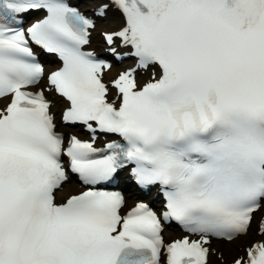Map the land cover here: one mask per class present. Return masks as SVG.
<instances>
[{
    "label": "snow or ice",
    "instance_id": "1",
    "mask_svg": "<svg viewBox=\"0 0 264 264\" xmlns=\"http://www.w3.org/2000/svg\"><path fill=\"white\" fill-rule=\"evenodd\" d=\"M92 2L90 17L70 0H0V264H227L213 240L254 223L264 237V0ZM110 12L123 23L99 56ZM33 46L60 66L46 72ZM173 224L185 235L168 242ZM240 252L230 264H264V239Z\"/></svg>",
    "mask_w": 264,
    "mask_h": 264
},
{
    "label": "bare ground",
    "instance_id": "2",
    "mask_svg": "<svg viewBox=\"0 0 264 264\" xmlns=\"http://www.w3.org/2000/svg\"><path fill=\"white\" fill-rule=\"evenodd\" d=\"M109 16L111 17V19L107 25L109 26L110 29L115 28L121 24L120 17L117 15L116 12H110ZM92 35L96 36V33L94 32ZM56 100H57V105H56V107L53 108L54 111L57 110L58 105L61 103L59 99H56ZM69 189H70V184H66L65 185V193H69ZM167 233L168 232H166V234Z\"/></svg>",
    "mask_w": 264,
    "mask_h": 264
}]
</instances>
